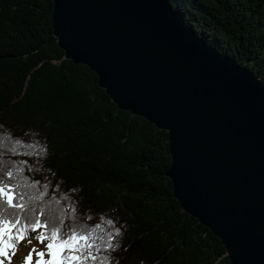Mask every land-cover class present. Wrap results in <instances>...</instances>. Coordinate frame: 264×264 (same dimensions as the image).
<instances>
[{
  "label": "trees",
  "instance_id": "trees-1",
  "mask_svg": "<svg viewBox=\"0 0 264 264\" xmlns=\"http://www.w3.org/2000/svg\"><path fill=\"white\" fill-rule=\"evenodd\" d=\"M171 2L209 44L264 80V0ZM53 7L0 0V182L26 205L0 212L13 220L43 210L42 222L55 216L64 230L94 232V254L108 264H232L174 196L168 132L120 109L90 67L66 58ZM41 232L50 235L29 234Z\"/></svg>",
  "mask_w": 264,
  "mask_h": 264
},
{
  "label": "water",
  "instance_id": "water-1",
  "mask_svg": "<svg viewBox=\"0 0 264 264\" xmlns=\"http://www.w3.org/2000/svg\"><path fill=\"white\" fill-rule=\"evenodd\" d=\"M66 58L122 110L169 136L181 207L232 264H264V80L186 23L171 0H53Z\"/></svg>",
  "mask_w": 264,
  "mask_h": 264
},
{
  "label": "snow or ice",
  "instance_id": "snow-or-ice-1",
  "mask_svg": "<svg viewBox=\"0 0 264 264\" xmlns=\"http://www.w3.org/2000/svg\"><path fill=\"white\" fill-rule=\"evenodd\" d=\"M19 143V142H18ZM13 172H7L8 177H12ZM18 196L19 200H24V194L11 191L9 184L0 182V198L5 204L0 205V208L19 209L23 211L26 207L24 203L14 202L15 197ZM34 213V210L29 209ZM43 210L40 211L39 216L29 219L28 215L21 217L18 213H12L13 220H9L3 212H0V264H12V257L16 255L18 244L20 241L26 239L27 234L36 232L38 228H45L50 235H45L43 232L34 237L40 244L48 243L43 250H37L33 247L28 255L24 258L23 264H31L33 261L32 253H36L38 259L35 264H87L88 261L99 262V264H108L107 258H99L96 254L100 252L99 245L96 244L94 232H86L83 229L77 231L76 228L68 226L67 230L62 219L53 216L52 222L49 220L40 219L43 216ZM111 223V221L109 222ZM99 227V225H97ZM15 229V232L12 231ZM28 244H32V239L27 240ZM112 247L111 244L108 245ZM11 251V255L9 254ZM48 259H45V256Z\"/></svg>",
  "mask_w": 264,
  "mask_h": 264
},
{
  "label": "rangeland",
  "instance_id": "rangeland-1",
  "mask_svg": "<svg viewBox=\"0 0 264 264\" xmlns=\"http://www.w3.org/2000/svg\"><path fill=\"white\" fill-rule=\"evenodd\" d=\"M35 236H36V235H32V234H29V233H28L27 236H26V239H24V240H22V241L19 242V244H18V248H17V251H16V254H18V253L20 252V250H22V248H23L24 245H33V246H35V248H39V249H41V250L45 249V246H46L47 243L45 242V244H40L37 240L34 239ZM28 239H32V244H28V243H27V240H28ZM9 254L11 255V251H10ZM32 255H33V259H35V257H37L36 254H35V255L32 254ZM14 257H16V255L13 256L12 259H13ZM37 259H38V258H37ZM5 264H7V261L5 262ZM31 264H35V262L33 263V261H32Z\"/></svg>",
  "mask_w": 264,
  "mask_h": 264
},
{
  "label": "bare ground",
  "instance_id": "bare-ground-1",
  "mask_svg": "<svg viewBox=\"0 0 264 264\" xmlns=\"http://www.w3.org/2000/svg\"><path fill=\"white\" fill-rule=\"evenodd\" d=\"M35 246L33 245H24L22 250H20V252L18 254H16V257H14L12 259V264H23L24 262V258L28 255L29 251ZM37 250H41L39 248H36ZM32 254H36V253H32ZM38 257H35V259H33V263L35 262V260ZM49 257L46 255L45 259H48ZM6 262V261H5ZM32 263V262H31Z\"/></svg>",
  "mask_w": 264,
  "mask_h": 264
}]
</instances>
